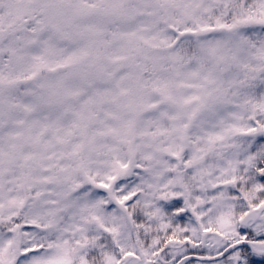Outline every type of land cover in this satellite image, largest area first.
Listing matches in <instances>:
<instances>
[{
    "label": "snow or ice",
    "instance_id": "snow-or-ice-1",
    "mask_svg": "<svg viewBox=\"0 0 264 264\" xmlns=\"http://www.w3.org/2000/svg\"><path fill=\"white\" fill-rule=\"evenodd\" d=\"M0 264H264V0H0Z\"/></svg>",
    "mask_w": 264,
    "mask_h": 264
}]
</instances>
